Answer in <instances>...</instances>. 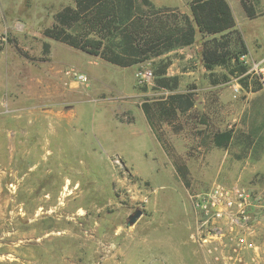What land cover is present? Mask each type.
<instances>
[{
	"label": "rangeland",
	"instance_id": "obj_1",
	"mask_svg": "<svg viewBox=\"0 0 264 264\" xmlns=\"http://www.w3.org/2000/svg\"><path fill=\"white\" fill-rule=\"evenodd\" d=\"M250 1L254 18L239 0L231 5L257 58L264 0ZM72 4L0 0V264H264V86L250 91L235 76L214 83L225 68H204L200 34L191 46L130 67L44 36L55 13ZM44 42L47 61L38 60ZM166 63L165 76H178L173 90L155 82L156 67ZM68 66L87 82L67 78ZM144 71L150 77L139 81ZM185 91L194 94L190 110L159 113L157 102ZM229 129L251 135V145L214 146L212 133ZM174 162L187 168L189 187ZM215 183L261 196L253 256L199 227L192 196ZM137 208L142 215L127 226Z\"/></svg>",
	"mask_w": 264,
	"mask_h": 264
},
{
	"label": "trees",
	"instance_id": "obj_2",
	"mask_svg": "<svg viewBox=\"0 0 264 264\" xmlns=\"http://www.w3.org/2000/svg\"><path fill=\"white\" fill-rule=\"evenodd\" d=\"M55 13L54 22L43 29V35L72 48L83 51L119 67H130L150 58L157 57L175 48L190 46L196 34L206 37L202 42L201 59L210 73L217 67L225 68L214 83L238 77L241 86L250 91L262 88L257 77H252L253 87H248L247 65L239 61V55L247 53L244 39L236 28V21L228 0H190V15L179 14L169 7H157L151 0H72ZM248 18L257 16L254 3L239 0ZM240 46L234 51L231 43ZM26 58L27 52L17 49ZM43 55L47 61L49 44L43 43ZM166 64L156 67L155 82L159 87L173 90L178 76H165ZM190 91L172 93L164 101L157 102L158 111L173 115L185 113L193 107ZM144 114L152 119L149 104L142 103ZM214 146L223 148L231 143L249 147L252 136L236 133L232 129L215 131L211 135ZM175 170L184 185L189 187L188 171L184 164L174 162ZM264 177V171L262 173Z\"/></svg>",
	"mask_w": 264,
	"mask_h": 264
},
{
	"label": "built area",
	"instance_id": "obj_3",
	"mask_svg": "<svg viewBox=\"0 0 264 264\" xmlns=\"http://www.w3.org/2000/svg\"><path fill=\"white\" fill-rule=\"evenodd\" d=\"M6 41L0 37V45ZM239 60L247 65V74L257 77L264 86V52L252 57L249 52L239 55ZM64 75L72 81L86 83L87 75L68 66ZM139 81L150 77L149 71L137 73ZM261 196L255 195L243 185L215 183L205 192L192 196V204L199 227L212 232L210 237L225 238L234 244V252L256 250V227L259 223L256 213L262 207Z\"/></svg>",
	"mask_w": 264,
	"mask_h": 264
},
{
	"label": "crops",
	"instance_id": "obj_4",
	"mask_svg": "<svg viewBox=\"0 0 264 264\" xmlns=\"http://www.w3.org/2000/svg\"><path fill=\"white\" fill-rule=\"evenodd\" d=\"M157 7H162L164 4H165V0H151ZM229 1V4H230V6H231V8H232V5H231V0H228ZM189 2H190V0H188V3H186L185 4V7H183V8H179V9H177L176 11L179 13V14H185V15H187V16H189L190 15V7H189ZM167 7V6H166ZM232 11H233V8H232ZM234 14V13H233ZM244 42H245V45L247 46V42L245 41V39H244ZM194 43V42H193ZM192 45V44H191ZM190 45V46H191ZM186 47H188V46H186ZM184 48V47H183ZM247 48H248V46H247ZM201 49H202V44H201ZM249 52V51H248ZM263 52H264V48H263ZM262 52V53H263Z\"/></svg>",
	"mask_w": 264,
	"mask_h": 264
},
{
	"label": "water",
	"instance_id": "obj_5",
	"mask_svg": "<svg viewBox=\"0 0 264 264\" xmlns=\"http://www.w3.org/2000/svg\"><path fill=\"white\" fill-rule=\"evenodd\" d=\"M141 215H142V210L139 208L135 209L132 214L128 215L126 225L131 226L137 221V219Z\"/></svg>",
	"mask_w": 264,
	"mask_h": 264
},
{
	"label": "bare ground",
	"instance_id": "obj_6",
	"mask_svg": "<svg viewBox=\"0 0 264 264\" xmlns=\"http://www.w3.org/2000/svg\"><path fill=\"white\" fill-rule=\"evenodd\" d=\"M68 188V187H67Z\"/></svg>",
	"mask_w": 264,
	"mask_h": 264
}]
</instances>
